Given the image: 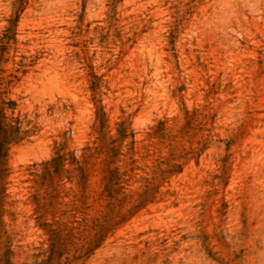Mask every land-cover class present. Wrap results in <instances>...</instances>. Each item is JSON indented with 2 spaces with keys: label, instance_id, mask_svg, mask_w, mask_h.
<instances>
[{
  "label": "rangeland",
  "instance_id": "374dc122",
  "mask_svg": "<svg viewBox=\"0 0 264 264\" xmlns=\"http://www.w3.org/2000/svg\"><path fill=\"white\" fill-rule=\"evenodd\" d=\"M0 264H264V0H0Z\"/></svg>",
  "mask_w": 264,
  "mask_h": 264
},
{
  "label": "trees",
  "instance_id": "16d2710c",
  "mask_svg": "<svg viewBox=\"0 0 264 264\" xmlns=\"http://www.w3.org/2000/svg\"><path fill=\"white\" fill-rule=\"evenodd\" d=\"M2 124V120H1V115H0V125ZM3 145V140L0 139V146ZM3 158V155L1 154V151H0V166L2 167L3 171L7 170V168L5 169L4 168V163L3 161H1Z\"/></svg>",
  "mask_w": 264,
  "mask_h": 264
}]
</instances>
